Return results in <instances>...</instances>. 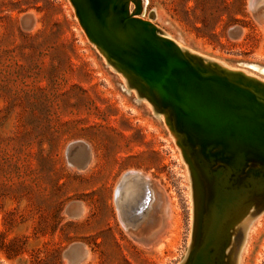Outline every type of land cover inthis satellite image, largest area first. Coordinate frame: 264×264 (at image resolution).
I'll use <instances>...</instances> for the list:
<instances>
[{
  "label": "rangeland",
  "instance_id": "obj_1",
  "mask_svg": "<svg viewBox=\"0 0 264 264\" xmlns=\"http://www.w3.org/2000/svg\"><path fill=\"white\" fill-rule=\"evenodd\" d=\"M142 1L141 16L183 50L264 82V11L249 0ZM124 82L69 0H0V264H186L202 185L163 117ZM126 173L150 177L164 220L157 209L127 224L116 197ZM254 213L225 264H264V210Z\"/></svg>",
  "mask_w": 264,
  "mask_h": 264
},
{
  "label": "water",
  "instance_id": "obj_2",
  "mask_svg": "<svg viewBox=\"0 0 264 264\" xmlns=\"http://www.w3.org/2000/svg\"><path fill=\"white\" fill-rule=\"evenodd\" d=\"M69 1L89 42L127 89L163 117L192 181L200 180L204 195L201 204L194 200L196 237L186 264L227 263L235 229L264 210V82L186 54L141 16L142 0ZM248 7L264 11V1L249 0ZM147 192L133 209L118 204L130 227L155 217L154 195Z\"/></svg>",
  "mask_w": 264,
  "mask_h": 264
},
{
  "label": "bare ground",
  "instance_id": "obj_3",
  "mask_svg": "<svg viewBox=\"0 0 264 264\" xmlns=\"http://www.w3.org/2000/svg\"><path fill=\"white\" fill-rule=\"evenodd\" d=\"M184 51H185L186 54L187 53L190 54V52L188 50H186L185 48H184ZM248 77H250V76H248ZM136 174L134 176H132L133 173L130 174V175L128 173L122 175V177H121V179H120V181L118 183V191H119V189H121V194L118 196V197L121 198V201L119 202L120 205H122L123 207L128 206L130 208H133L135 205H138L140 200H142V198L148 193L147 191H150L152 196L154 195V206H155V208L161 210L162 219L164 220V218H165L164 217L165 216L164 200L161 197L160 193L154 188L153 182L150 179V177H148V175L147 176H143L141 174V175L137 176ZM146 196H149V194L146 195ZM124 224L127 225L126 224V220H125ZM166 228H168V222L162 227L161 230H159L157 232V234L153 233V235L154 236L159 235L158 237H160V235L163 233V231ZM76 252L79 253V256L82 255V253L80 251H76Z\"/></svg>",
  "mask_w": 264,
  "mask_h": 264
},
{
  "label": "trees",
  "instance_id": "obj_4",
  "mask_svg": "<svg viewBox=\"0 0 264 264\" xmlns=\"http://www.w3.org/2000/svg\"><path fill=\"white\" fill-rule=\"evenodd\" d=\"M0 250H4L6 252V246L0 245Z\"/></svg>",
  "mask_w": 264,
  "mask_h": 264
}]
</instances>
